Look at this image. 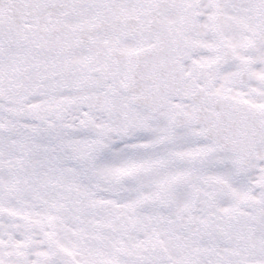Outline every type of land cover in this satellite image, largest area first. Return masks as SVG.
<instances>
[{"label":"snow or ice","instance_id":"snow-or-ice-1","mask_svg":"<svg viewBox=\"0 0 264 264\" xmlns=\"http://www.w3.org/2000/svg\"><path fill=\"white\" fill-rule=\"evenodd\" d=\"M0 264H264V0H0Z\"/></svg>","mask_w":264,"mask_h":264}]
</instances>
